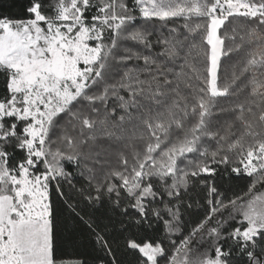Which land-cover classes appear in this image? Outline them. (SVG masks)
<instances>
[{
  "label": "snow or ice",
  "instance_id": "1",
  "mask_svg": "<svg viewBox=\"0 0 264 264\" xmlns=\"http://www.w3.org/2000/svg\"><path fill=\"white\" fill-rule=\"evenodd\" d=\"M0 76V264H89L61 258L65 210L99 264L119 237L137 264H264V0H0ZM226 173L252 183L229 199Z\"/></svg>",
  "mask_w": 264,
  "mask_h": 264
},
{
  "label": "trees",
  "instance_id": "2",
  "mask_svg": "<svg viewBox=\"0 0 264 264\" xmlns=\"http://www.w3.org/2000/svg\"><path fill=\"white\" fill-rule=\"evenodd\" d=\"M131 6V5H130ZM184 23L183 20H176L174 23L169 24L168 27H178L179 25H182ZM235 27L238 29L239 35L243 36L244 32L250 27L242 20H237L234 22ZM158 31L156 35H153L151 37V40L153 44H156V41L158 39H163L165 37H168L169 33L167 29L160 30L159 25L157 26ZM179 31L183 32V28H179ZM231 35V33H228ZM163 51V48L159 45L155 46L153 48L154 53H159ZM247 51V49L245 50ZM199 54L201 59H203V49L201 48L199 50ZM193 55H196V53H193ZM244 58V53H240L239 55L233 56V59L231 62L225 60L224 64L229 68V72H231V65L232 64H238V62L242 61ZM237 72L239 74V69L237 68ZM241 81H243V77H241ZM5 88V81L3 76H0V91H3ZM244 96L241 95L239 97L240 101L244 100ZM232 103L229 102L226 107H231ZM214 120H218L219 122L223 123L224 121H231V117L227 115L220 114L219 109H214ZM232 166H237L235 163ZM68 171L72 172L73 174V184L75 186L74 189H70L67 184H65L62 188V191L65 192V196L67 197L69 194L73 195V199L69 201V203H80L78 199L75 198V190L79 189H85L88 188V183L86 178H81L77 175L78 170L74 168H69ZM220 184H222V187L220 188V191L225 192L226 196L231 199L235 196H241L243 195L247 189L248 186L252 183V178L249 177H242L240 179L234 178L232 175L224 174L223 179L219 181ZM261 183H264L262 181ZM257 187L260 188L261 184H257ZM264 190V189H262ZM87 194V193H85ZM93 194L95 192L93 191ZM204 190L200 187L199 183L196 182L195 187H189L186 194H182V200L185 204H192L193 208L184 212V209H182V212H184L183 219L185 221H191L196 218L198 215L197 212V205H203ZM52 198L54 203L57 207H61L63 202L60 201V198L57 196L55 192V188L52 190ZM227 203V200L225 201ZM124 205L122 204L121 207ZM81 207H83V204H81ZM79 211V208L77 209ZM81 215H84V213H81ZM99 215V214H97ZM108 216H113L114 219H118V217L115 216L114 213L111 212V210L107 213ZM65 220H66V227L64 228V235L69 236L71 235L73 237L72 240H65L64 241V247H63V255L61 256L62 259L65 260H74V259H84L87 257L89 260V264H99L98 260H95L94 258L96 256H104L105 254L103 252H100L98 247L93 242V237L88 232L87 228L80 223L79 220H77L75 217L71 216L66 210L63 214ZM88 217L85 216V219ZM104 223H108L107 216L104 217ZM118 227V226H117ZM192 225L189 223L188 228L190 229ZM110 235L111 233V226L109 228ZM187 234V231L184 233ZM128 234L125 233V236ZM140 235H144V233H140ZM149 235H154L157 238L164 241L165 245H167V240L165 239V232L163 224L161 223L158 226V229L156 232H149ZM171 239H177L176 235H173ZM111 247L113 249V256L115 257V264H137L136 259V253L133 252V250L126 248L125 246V239L124 237L114 238L111 242ZM112 259L111 256L107 257L105 259V264H109V261ZM161 264H164L162 261Z\"/></svg>",
  "mask_w": 264,
  "mask_h": 264
}]
</instances>
